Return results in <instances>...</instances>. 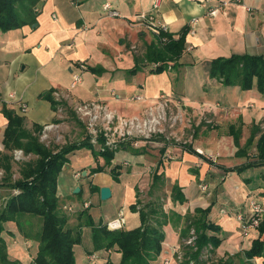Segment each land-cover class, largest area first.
Returning <instances> with one entry per match:
<instances>
[{
	"label": "crops",
	"instance_id": "crops-1",
	"mask_svg": "<svg viewBox=\"0 0 264 264\" xmlns=\"http://www.w3.org/2000/svg\"><path fill=\"white\" fill-rule=\"evenodd\" d=\"M155 2L157 8H153ZM105 4L118 17H108ZM214 9L216 13L210 15ZM263 11L264 0H40L21 27L0 28V152H4L7 126L4 112L23 118L24 127L31 130L63 124L51 103L58 100L73 110L92 102L131 117L141 115L164 95L172 107L185 109L193 119L189 147L201 154L162 147L156 139L138 147L121 144L109 165L90 150L74 151L57 180V196L69 225H81L87 215L95 226L103 227L122 211L123 229L132 230L140 220L130 207L139 200L157 203L163 192L167 197L163 211L168 209L164 211V245L153 264H163L169 258L167 249L181 243L188 216L203 217L216 227L208 233L220 240L214 249L216 258L232 254L227 261L242 264L243 252L259 238L257 230L243 229L251 214L249 203L256 200L264 208V163L244 167L255 162L258 131L264 133V93L258 91L256 81L245 91L238 85L225 86L210 76V68L213 60L233 55L264 59ZM141 14L151 15L154 24L164 26L174 39L187 30L182 55L164 72L153 73L154 63L137 65L135 61L155 42L156 33L140 22ZM138 42L143 49L134 55L129 46ZM78 73L81 81L72 85ZM231 131L239 134V148ZM238 150L242 155L237 156ZM87 153L93 156L94 166L86 169L72 163ZM97 167L102 171L91 173ZM113 168L117 181L110 173ZM77 172L80 178H75ZM102 187L110 189L109 206L100 203ZM173 188L180 189L182 205L173 202ZM91 196L99 202L97 218ZM84 203L89 207L83 210ZM1 237L11 260L18 257L21 264H31L38 247L34 240L24 239L12 223L4 225ZM80 247L89 263L110 264L112 255L120 261V254L112 249L95 252L90 227L81 229V243L74 247L75 264H79L75 251ZM248 264H264V251Z\"/></svg>",
	"mask_w": 264,
	"mask_h": 264
},
{
	"label": "trees",
	"instance_id": "trees-1",
	"mask_svg": "<svg viewBox=\"0 0 264 264\" xmlns=\"http://www.w3.org/2000/svg\"><path fill=\"white\" fill-rule=\"evenodd\" d=\"M39 1L0 0V28L6 31L21 27L27 18L32 17L33 9ZM186 33L187 30L174 39L167 32L158 31L154 34L155 42L146 47L143 57L135 59L137 65L144 62L154 63L157 67L152 70L153 73L166 71L168 66L175 65L182 55L185 49ZM210 76L219 79L225 86L238 85L243 91L250 90L253 82L256 81L258 91L264 93V59L262 57L233 55L229 58L215 59L211 62ZM51 103L55 107V102ZM4 115L7 126L2 141L4 152H0V169L4 172L0 180V190H12L16 191V194H9V197L4 198L3 203L0 202V264H21L8 257L7 247L1 237L4 225L8 223L14 224L24 239L34 240L37 243V252L31 264H75L74 247L81 243V229L84 226L91 228L96 250L112 249L120 254L118 264H153L162 251L164 242L162 228L167 223L165 213L158 214L154 208H150L149 212L144 209L134 210L135 207L131 206L130 209L138 213L140 220L139 227L132 230H108L106 225L97 227L87 215L81 225L71 227L69 218L61 206L60 198L57 196L58 176L63 166L68 163V155L76 150L87 149L95 158L101 157L105 164L109 165L115 151L106 149L102 152L97 151L85 131L79 142L60 148L45 146L39 139L42 127L33 126L31 130H28L24 127L23 118L9 111L4 112ZM259 132L255 146L256 160L244 167L264 163V133ZM231 134L236 147L239 148L238 132L231 131ZM14 150H21L25 155L35 158L18 161L19 178L12 181ZM186 151L198 155L191 147H186ZM240 155L242 151L238 150L237 156ZM100 171L102 168L97 167L92 169L91 173ZM113 172L114 168L110 173L117 181ZM172 197L174 203L179 205L184 203L180 189L173 188ZM150 216L152 217L149 219ZM154 218L157 219L155 222H153ZM202 218L186 217L188 224L182 236L186 235L187 228L192 227L195 230L197 251L191 254V258L195 260L205 246L210 245L216 249L220 243L215 235L208 234L209 231H216V227ZM257 231L259 238L253 240L251 248L243 252L246 261L242 264H248V261L263 254L264 238L260 240V237L264 235V215Z\"/></svg>",
	"mask_w": 264,
	"mask_h": 264
},
{
	"label": "built area",
	"instance_id": "built-area-1",
	"mask_svg": "<svg viewBox=\"0 0 264 264\" xmlns=\"http://www.w3.org/2000/svg\"><path fill=\"white\" fill-rule=\"evenodd\" d=\"M235 2L242 3V0H235ZM153 8H157V2H155ZM103 9L108 17H118L119 15L109 4H105ZM215 13V9L209 12L210 15H214ZM138 19L154 33H158V31L164 33L167 32L164 26L160 24L155 25L153 17L149 14H141L138 16ZM154 67H157V64ZM169 68L170 65L167 69ZM80 81V73L73 75L72 85H75ZM135 99L141 100L142 98L137 97ZM73 111L78 116V119L84 123L91 144H101L97 151L102 152L105 149L115 151L125 142H130L134 147H138L140 143L150 142L155 138H160L164 140V142L179 143L184 137L183 148L186 150V147L191 145L193 119L188 115L185 109L172 107L169 99L164 95L159 96V98L152 102L139 116L122 117L114 111L107 109L105 106L92 102L79 104L74 107ZM203 117L201 115V121L206 120L203 119ZM58 127L59 126L56 123H50L43 126L39 135L40 141H47L49 133L56 131ZM186 131H188L189 136H186ZM54 140H60V136L55 135ZM194 151L197 154H201L198 149H195ZM25 157L26 155L21 150H15L13 152V159L17 162ZM74 176L75 178H80L81 174L77 172ZM249 204L251 214L248 221L243 226L244 231L257 230L264 215V208L256 200H251ZM88 207V203L83 204V209H87ZM68 210L70 211L71 209ZM123 224L124 220L122 213L120 212L118 218L108 222L106 227L109 230H120L122 229ZM196 239L197 236L195 230L190 227L187 231L186 237L182 239L181 244L182 246H185V248H190L196 252ZM167 250L168 253L166 254L169 255V258L165 259L163 264H170L171 262H174V264H180L181 249L179 247H169ZM212 251V246H205L200 251V260L203 261V259H205ZM229 256L233 255L231 254ZM89 259L92 261L93 257H90ZM190 264L194 263L191 262Z\"/></svg>",
	"mask_w": 264,
	"mask_h": 264
},
{
	"label": "rangeland",
	"instance_id": "rangeland-1",
	"mask_svg": "<svg viewBox=\"0 0 264 264\" xmlns=\"http://www.w3.org/2000/svg\"><path fill=\"white\" fill-rule=\"evenodd\" d=\"M138 43L140 45L139 44H135V45L132 46V48H130V46H129V51L132 54H134V55H138V53L141 51V49H143V46L141 45V42H138ZM55 109H56L57 113L60 116V117H58L57 120L60 123H63V124L60 125L59 126L60 128H58L56 131L49 133L48 140L43 142L45 144V146H50V147L51 146H58L60 148L62 146H67L70 143H75V142L81 141L82 140L81 135L84 133V131L86 132V129H85L84 123L78 119V116L73 111V109H71V107H68L63 100H58L57 102H55ZM192 123H193V121H192ZM207 126H210V125H207ZM186 134H188V133H186ZM55 135L60 136V140L55 141L54 140V136ZM155 139L156 140H160L162 142V147H166L167 148V146H169V147H178V148H181L183 150L185 149V148H183V141L185 140L184 137L181 139V141L179 143L164 142V140H162L160 138H155ZM92 145L97 150L99 145H101V144L100 143H98V144L94 143ZM13 152H12V156H13ZM252 153H253V151H252ZM26 157L24 159H21V160H28V159L35 158L34 156H30V155H28V156L26 155ZM72 158H73V156H72ZM13 162H14L13 163V173L14 174L12 176V181L17 180L19 178V175L17 173L18 162L15 161L14 159H13ZM73 162H76L77 164H80L81 165L80 167L84 166V167H86V169H88L90 165L94 164V158H93V156L90 153H87V155H82V157H75L74 159H72V163ZM3 174H4L3 170L0 169V180L3 177ZM161 193H162L161 195L159 194L161 197H160V199H158L157 203L147 204L146 203L147 201L144 202V201H140L139 200V201H137V205H132V206L135 207L134 210L144 209V210H147V212H149L150 208H154L157 211L158 214L165 213L164 211H167L168 209H167V207L166 208L164 207L165 210L163 211V205L165 204V201H166L167 197H165V193H163V192H161ZM9 194H11V195L12 194H16V191L0 190V202L3 203L4 198L9 197ZM85 198L88 199L89 196H86ZM89 200H90V204H91V209H92V211L94 212V215H96V218H97V216H98L97 214L99 212L97 207H98L99 202L93 196H91ZM100 203L103 205V207L104 206H109V204H110L106 200H104V201H102ZM145 207H147V208H145ZM107 209L110 211L112 209V207L107 208ZM112 211H114V208L112 209ZM120 212L122 213L123 220H124V214H123L122 211H119V213ZM151 217L152 216H150L149 219ZM156 220L157 219L154 218L153 222H155ZM163 227H165V226H163ZM122 229H123V226H122ZM187 231H188V228H187ZM186 235H187V233H186ZM186 235L181 238V242H182V239H184L186 237ZM6 244L10 245L11 244V240L7 238L6 239ZM163 245L164 244L162 243V246ZM176 247H179L181 249V251H180L181 252V255H180L181 262H180V264H190L191 262H193L194 264H197L198 262H200L202 264H233L232 263L233 261H231V263H230V261H227L228 259L229 260L232 259L233 256H228L227 259H218L214 255V249L202 261V260H200V257H199L200 254H199L197 260L191 258V254L195 253V252L192 249H190V248H185V246H182L181 243H178L176 245H172V248H176ZM32 249H35V248L32 246ZM98 251L99 250H95V252L98 253V254H101V252H103V251H100V252H98ZM75 254H76L77 260H79V264H97V263H89L88 261L85 260V253H84V250H83L82 247H80L79 249L77 248L76 251H75ZM79 254H80V256H79ZM98 254H96V255L99 257ZM78 256H79V259H78ZM11 259H13V258H11ZM22 260H23V258H22ZM17 261H19L18 257H17ZM116 263L118 264V262L115 260V258L112 255L111 256V260H110V264H116ZM171 263L174 264V262H171ZM234 264H237V263H234Z\"/></svg>",
	"mask_w": 264,
	"mask_h": 264
},
{
	"label": "water",
	"instance_id": "water-1",
	"mask_svg": "<svg viewBox=\"0 0 264 264\" xmlns=\"http://www.w3.org/2000/svg\"><path fill=\"white\" fill-rule=\"evenodd\" d=\"M78 191H79L78 188H76V189L74 190L75 193H77ZM99 193H100V199H101L102 201L109 199V197L111 196L110 189L107 188V187H102V188L100 189V192H99Z\"/></svg>",
	"mask_w": 264,
	"mask_h": 264
}]
</instances>
